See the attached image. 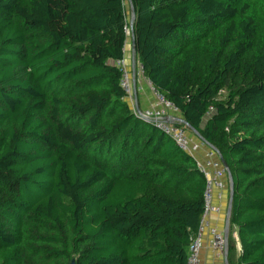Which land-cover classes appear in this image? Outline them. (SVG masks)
<instances>
[{
  "label": "trees",
  "instance_id": "1",
  "mask_svg": "<svg viewBox=\"0 0 264 264\" xmlns=\"http://www.w3.org/2000/svg\"><path fill=\"white\" fill-rule=\"evenodd\" d=\"M259 1L0 0V264L187 263L205 181L127 106V31L142 77L229 170L227 264H264Z\"/></svg>",
  "mask_w": 264,
  "mask_h": 264
},
{
  "label": "built area",
  "instance_id": "2",
  "mask_svg": "<svg viewBox=\"0 0 264 264\" xmlns=\"http://www.w3.org/2000/svg\"><path fill=\"white\" fill-rule=\"evenodd\" d=\"M115 65L122 73L120 87L126 96L125 100L128 99L133 101L134 82L142 75L141 66L135 63L128 68L124 59L116 61ZM147 85L155 98V106L146 110H140L133 107L131 110L133 111L134 116L138 120L150 124L157 131L169 138L180 151L190 156L195 161L196 167L205 181L200 227L197 236L191 240L186 263L199 264V251L201 249L200 235L203 232V229L209 230L212 237L211 247L220 255H223L226 246L224 235L216 229L209 227V224L206 222L207 217L220 212L219 207L213 205V194L215 192H220L225 188L223 180L226 178V173L218 158V154L211 149L207 148L208 151L204 157V164L197 163L196 154L199 151V148L202 145L204 146V144L202 142H200L201 144L192 143L189 140L186 134V128L178 125V122L168 115V112L179 113L178 110L157 93L148 82Z\"/></svg>",
  "mask_w": 264,
  "mask_h": 264
},
{
  "label": "crops",
  "instance_id": "3",
  "mask_svg": "<svg viewBox=\"0 0 264 264\" xmlns=\"http://www.w3.org/2000/svg\"><path fill=\"white\" fill-rule=\"evenodd\" d=\"M129 11L131 12L130 8ZM125 53L126 50L124 54ZM129 57L131 60L134 57V52L132 48L130 49ZM132 102L135 108L140 110L150 109L155 106L156 103L155 98L152 95L147 85V82L142 76H139L137 80L134 82ZM168 115L171 116L172 114L170 115L169 113ZM171 117L175 119L178 123L182 122L179 113L173 114V116ZM186 130H187L186 134L192 143L201 144L200 143L201 140L197 136H195L188 128ZM207 151H208L207 146L205 147L202 145L199 148V151L196 154V161L198 164H204V157ZM223 183L225 184V188L222 191L215 192L213 194V205L219 207L220 212L218 214H212L209 217H207L206 222L209 224V227L216 229L218 232H221L223 235H225L227 229V244L229 240L232 241L234 252L236 255H238V253H240V244L238 242L236 229L230 225V222H228V225H226L227 222L226 212H227V205L229 198L227 177L223 180ZM200 238H201V249L199 251V264H225L224 256H221L211 247L212 237L208 229H203ZM226 259H227V255H226Z\"/></svg>",
  "mask_w": 264,
  "mask_h": 264
},
{
  "label": "rangeland",
  "instance_id": "4",
  "mask_svg": "<svg viewBox=\"0 0 264 264\" xmlns=\"http://www.w3.org/2000/svg\"><path fill=\"white\" fill-rule=\"evenodd\" d=\"M124 6H125V11H126V14H127V24L130 25L131 23V16H130V11H129V6L127 4V2L124 3ZM250 11H251V14L252 16L255 18L256 22L261 24L262 21H263V17H264V0H260L259 2L257 3H253V4H250V7H249ZM127 42H126V53L124 54V61H125V64L126 66H128V68H130V62L132 64V60L130 59L129 57V52H130V49H131V36H130V33L129 31H127ZM128 52V53H127ZM131 55V54H130ZM203 74H205V72L203 71ZM226 91L224 88H222L219 92V95H218V98L219 100H223L225 97H226ZM127 106L132 109L134 106L132 100H125ZM170 113L171 116H173V114H176V113H171V112H168V114ZM178 125H183L182 123H178ZM185 125H183L184 127ZM187 129V128H186ZM187 131V130H186ZM190 140V139H189ZM239 254V253H238ZM223 256V255H221Z\"/></svg>",
  "mask_w": 264,
  "mask_h": 264
},
{
  "label": "water",
  "instance_id": "5",
  "mask_svg": "<svg viewBox=\"0 0 264 264\" xmlns=\"http://www.w3.org/2000/svg\"><path fill=\"white\" fill-rule=\"evenodd\" d=\"M130 10H131V22L133 20V17H134V12H133V9L130 7ZM131 48L133 50V39H131ZM133 64V63H132ZM182 124H184L195 136H197L199 139V135L197 132H195L194 130H191L185 123L181 122ZM201 140V139H200ZM204 143V142H203ZM208 148H210L211 150L213 151H216L213 147L209 146L207 143H204ZM216 153L218 154V152L216 151ZM218 158L222 164V167L227 175V179H228V192H229V198H228V205H227V212H226V219H227V222H226V225H228V222H229V218H230V212H231V200H232V195H233V181H232V177L229 173V170L226 166V164L224 163V161L222 160V158L219 156L218 154ZM224 239H225V249H224V252H223V256H224V263L227 264V259H226V255H227V229H226V232H225V235H224ZM73 264V262L71 263Z\"/></svg>",
  "mask_w": 264,
  "mask_h": 264
},
{
  "label": "clouds",
  "instance_id": "6",
  "mask_svg": "<svg viewBox=\"0 0 264 264\" xmlns=\"http://www.w3.org/2000/svg\"><path fill=\"white\" fill-rule=\"evenodd\" d=\"M130 8V7H129ZM130 16H131V12H130ZM130 25H131V23H130ZM130 43H131V41H130ZM124 59V58H123ZM132 63L133 64H135L136 63V61H135V58L133 57L132 58ZM130 66H132V64H131V62H130ZM142 76V75H141ZM202 142V141H201ZM203 143V142H202ZM204 144V143H203ZM204 146L206 147V145L204 144ZM208 148V147H207ZM210 149V148H209ZM226 177H227V175H226Z\"/></svg>",
  "mask_w": 264,
  "mask_h": 264
}]
</instances>
